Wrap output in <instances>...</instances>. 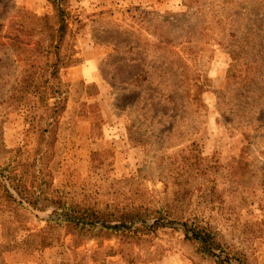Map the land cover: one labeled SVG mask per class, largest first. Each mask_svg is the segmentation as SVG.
<instances>
[{"label":"trees","instance_id":"16d2710c","mask_svg":"<svg viewBox=\"0 0 264 264\" xmlns=\"http://www.w3.org/2000/svg\"><path fill=\"white\" fill-rule=\"evenodd\" d=\"M47 2L48 10L22 11L21 19L9 23L8 37L22 45L25 69H30L18 76L13 89L31 122L36 120L32 127L36 142L26 152L28 166L21 164L18 147L0 160V223L5 243L20 248L6 242V222L24 209L44 220L40 232H35V250L63 242L66 236L77 247L88 238L111 239L132 230L154 233L169 228L183 233L193 264H258L251 241L229 236L222 216L236 215L247 200L264 196V161L259 160L264 155V135L259 133L263 127L252 121L248 126L243 118L237 126L247 144L235 159L238 163L249 157L254 170L244 161L227 167L230 157L219 153L203 155L194 135L207 113L203 92L211 87L208 68L214 55L223 51L231 55L226 90L218 97L219 111L229 87L238 91L256 76L253 62L264 71V0H191L193 6L179 18L156 15L153 40L134 36L146 46V62L136 58L140 52L135 43L123 44L132 54L131 61H140L133 83L151 86H145L149 92L141 91L127 102L126 109L119 102L114 104L131 114L137 104L144 111L139 119L131 115L128 120L131 125L141 121L137 129L146 123L143 136L149 160L144 176L123 179L129 190L112 180L108 189L97 192L53 182L50 162L55 133L69 99L61 71L76 65L80 57L76 56L78 29L71 0ZM0 21H4L1 14ZM5 44L0 36V50ZM178 85L181 91H172ZM256 138L261 143H255ZM147 180L162 183L155 192L145 186ZM260 208L264 209V203Z\"/></svg>","mask_w":264,"mask_h":264},{"label":"rangeland","instance_id":"374dc122","mask_svg":"<svg viewBox=\"0 0 264 264\" xmlns=\"http://www.w3.org/2000/svg\"><path fill=\"white\" fill-rule=\"evenodd\" d=\"M190 4L191 0H183L181 9L175 14L174 12L160 14L170 19L179 18L193 6ZM48 9L47 0H0V14L4 20L0 21V36L6 43L0 50V160L8 150L18 147L21 164L24 166H28L26 152H29L36 142L32 128L36 120L31 122L25 105L18 103L16 98L18 91L13 89L18 76L24 71L29 72L30 69H25L26 55L21 48L22 45L8 37L12 31L9 23L11 20L21 19L19 12L40 14ZM76 10L72 16L73 18L76 16L73 24L78 29V36L89 35L93 26L89 27L88 24L93 22L96 26L93 33H96L98 40L104 42L105 49L97 59L96 69L93 70L94 65H90L83 67L85 70L82 72L72 73L70 69L75 66L72 65L61 71L67 86L73 76L84 79L75 83L72 96L69 94L65 111L57 125L56 144L50 162L53 182L68 188L97 192L108 189L112 180H118L116 186L129 190L130 185L123 182V179L130 181L144 176L149 155L148 143L144 141L146 136H143L146 123L141 125V129H137L141 121L131 125L128 120L131 115L139 119L144 111L139 109L138 104L132 108V114L124 109L127 108V102H133L138 93L149 92L150 89L145 86L151 85L141 81L138 84L133 83L132 79L138 71L140 61L139 59L136 62L131 61L132 54L128 46L123 44L130 41L135 43L140 52L136 58H143V62H146V58L143 57L146 46L137 42L134 36L148 40H153V36L135 34L128 28L114 23L107 12L88 19L79 13L80 19ZM227 21L228 18L226 23ZM78 36L76 56H79ZM230 61L229 52L223 51L214 55L209 62L211 87L203 92L207 113L194 135L203 155L219 153L220 157H230L226 163L227 167L237 163L235 159L237 154L247 144L246 138L237 129L240 119H245L248 126L251 121L256 123L257 127L261 125L263 128L259 133L264 135L262 65L258 64L257 68L253 62L256 70L258 69L256 76L250 77L238 91L234 87H229L228 97L221 106L222 111L217 109L218 97L226 90ZM142 69H145L143 65ZM31 81L26 80L24 83H33ZM178 87L181 86L178 85L177 89L172 91H181ZM21 92L25 97L26 93L23 90ZM115 102L121 103L124 109L121 106L115 107ZM148 127L150 129V126ZM255 143H261L260 139L256 138ZM263 156L259 157L261 163L264 161ZM248 158L239 159L237 165L241 164V161L250 164L251 160ZM250 167L254 170L251 164ZM161 183L159 180H147L145 186L156 192ZM263 203L262 194L247 200L236 215L222 216L229 236L233 235L238 241L240 239L251 241L258 264H264V209L260 208ZM8 218L6 242L11 244L12 241L20 247L19 249L24 247L21 249L23 251L35 250L32 249L38 238L35 232H40L38 230L44 225V220L24 209L15 217ZM0 237L5 247L10 246L5 243L1 223ZM23 241L26 243L23 244ZM46 247H55V260L58 259L55 264H193L192 249L184 241L183 233L169 228H160L154 233L132 230L111 239L88 238L77 247L69 243V237L66 236L63 242H55Z\"/></svg>","mask_w":264,"mask_h":264},{"label":"crops","instance_id":"0c3cea01","mask_svg":"<svg viewBox=\"0 0 264 264\" xmlns=\"http://www.w3.org/2000/svg\"><path fill=\"white\" fill-rule=\"evenodd\" d=\"M182 4L183 0H71L70 7L77 9L80 19V14L88 19L107 12L114 23L128 28L139 36H150L153 32L154 17L160 13L175 14L181 9ZM88 26H93L91 33L78 36L80 59L78 64L71 67L72 73L82 72L85 70L83 67L90 65H94L93 70L96 69L97 59L105 49L104 42L98 40L96 33H93L95 24L90 22ZM81 79L84 78L73 76L70 82L66 79L71 96L75 83ZM54 249L55 247H46L43 250L23 251L11 246L5 247L0 237V264H55L58 259L55 260Z\"/></svg>","mask_w":264,"mask_h":264}]
</instances>
